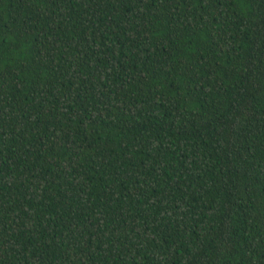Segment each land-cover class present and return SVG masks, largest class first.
Instances as JSON below:
<instances>
[{
    "label": "trees",
    "instance_id": "obj_1",
    "mask_svg": "<svg viewBox=\"0 0 264 264\" xmlns=\"http://www.w3.org/2000/svg\"><path fill=\"white\" fill-rule=\"evenodd\" d=\"M0 264H264V0H0Z\"/></svg>",
    "mask_w": 264,
    "mask_h": 264
}]
</instances>
